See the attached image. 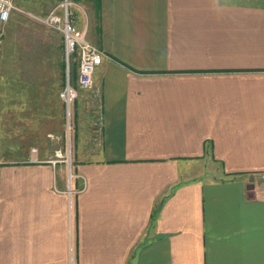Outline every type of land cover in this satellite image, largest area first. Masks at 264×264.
Listing matches in <instances>:
<instances>
[{"label":"crops","instance_id":"crops-1","mask_svg":"<svg viewBox=\"0 0 264 264\" xmlns=\"http://www.w3.org/2000/svg\"><path fill=\"white\" fill-rule=\"evenodd\" d=\"M73 3L104 53L73 194L64 165L7 160L0 264H264V0Z\"/></svg>","mask_w":264,"mask_h":264},{"label":"rangeland","instance_id":"rangeland-1","mask_svg":"<svg viewBox=\"0 0 264 264\" xmlns=\"http://www.w3.org/2000/svg\"><path fill=\"white\" fill-rule=\"evenodd\" d=\"M60 1L14 0L0 62V131L6 160H25L36 149L39 158L55 160L67 172L61 160L73 161L74 144L81 142L76 134L87 106L79 94L68 121L58 98L63 87L59 35L32 16L46 15ZM73 72L71 80L77 75Z\"/></svg>","mask_w":264,"mask_h":264},{"label":"built area","instance_id":"built-area-1","mask_svg":"<svg viewBox=\"0 0 264 264\" xmlns=\"http://www.w3.org/2000/svg\"><path fill=\"white\" fill-rule=\"evenodd\" d=\"M71 0H62L59 6H55L45 16H34L45 26L57 30L62 33L64 38V50L67 59L76 56L78 61L76 86L70 79L69 72L66 83L60 90L58 96L65 107V113L68 121H70L72 105L80 94V91H90L93 89L94 73L96 67L102 62L104 53L95 45H93L86 36L85 29H78L74 21V13ZM14 9V0H0V62L3 53L6 37V26ZM99 91L95 90V103H99ZM96 132H100L101 123L98 120L95 124ZM68 126L71 123L68 122ZM36 149H32L28 160L30 162H40L36 157ZM67 166V178L69 182L68 193L73 194L71 183L75 176L73 172V163L69 157L61 160ZM55 165V160H50ZM8 161L2 156L1 152V133H0V168L6 165ZM256 192L264 193V184L255 187Z\"/></svg>","mask_w":264,"mask_h":264},{"label":"trees","instance_id":"trees-1","mask_svg":"<svg viewBox=\"0 0 264 264\" xmlns=\"http://www.w3.org/2000/svg\"><path fill=\"white\" fill-rule=\"evenodd\" d=\"M71 1H73V2H77L78 0H71ZM72 69H71V67H70V70H69V76H70V78H71V75H72ZM58 98H59V96H58ZM60 99V98H59ZM63 104V103H62Z\"/></svg>","mask_w":264,"mask_h":264}]
</instances>
